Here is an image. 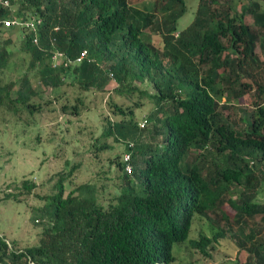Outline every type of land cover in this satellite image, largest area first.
Returning <instances> with one entry per match:
<instances>
[{"label":"trees","instance_id":"trees-1","mask_svg":"<svg viewBox=\"0 0 264 264\" xmlns=\"http://www.w3.org/2000/svg\"><path fill=\"white\" fill-rule=\"evenodd\" d=\"M11 1L17 15L28 11L40 20L36 29L23 28L21 43L38 85L28 72L17 83L0 79V108L33 113L42 110L33 100L42 89L69 83L103 90L114 82L118 95L137 91L153 109L143 126L135 108L115 103L120 118L107 120L95 138L97 153L124 145L111 160L122 180L114 198L103 202L91 181L65 195L82 165L76 163L35 208L39 242L20 248L1 234L0 264H174L176 245L188 242L211 257L222 238L247 254L231 264H264V0H198L183 27L187 0H156L152 10L131 0ZM5 17H12L9 7L0 8ZM12 43H0V70L9 65ZM56 50L75 64L54 67ZM250 94L252 105L234 103ZM65 108L79 113L77 105ZM23 186L37 188L30 179ZM197 217L212 236H193Z\"/></svg>","mask_w":264,"mask_h":264},{"label":"rangeland","instance_id":"rangeland-1","mask_svg":"<svg viewBox=\"0 0 264 264\" xmlns=\"http://www.w3.org/2000/svg\"><path fill=\"white\" fill-rule=\"evenodd\" d=\"M187 1L189 8L180 27L190 23L196 12L198 0ZM155 2L131 0V4L140 8L146 6L151 10ZM262 6L264 9V2ZM241 7V3L233 7V16L241 12ZM148 32L159 42L154 29ZM24 35L20 29L12 34L0 33L1 44L8 37L13 40L8 46L12 51L10 62L0 70V79L17 83L28 72L36 88L37 73L30 69V55L21 49ZM115 86L114 82H110L103 90L85 91L65 83L59 90L42 89L33 97V100L41 103V111L31 113L24 106L17 110L10 106L0 108V235H5L8 241L18 240L20 248L39 242L42 225L35 222V208L43 206V195L55 191L60 174L69 172L76 163L82 165L66 182L65 195L89 181L98 185L99 197L103 202L112 200L118 193L122 183L121 172L111 160L122 154L124 145L115 143L113 150L97 153L94 152L93 143L106 128L107 120L120 118L113 104L135 108L136 120L143 125V118L151 112L153 103L142 99L137 91L118 95L114 91ZM253 100L254 96L250 94L234 103L252 105ZM137 103H141L139 108L136 107ZM74 105L79 108L77 114L65 108ZM108 141L112 142V139ZM66 162H69L68 166ZM28 179L37 184V188L30 193L23 186ZM259 198L264 200V187ZM205 224L197 217L193 225L194 237L200 232L210 236L214 234L215 230ZM209 252L211 257H205L188 242L176 245L174 254L177 260L174 264H231L237 259L245 261L247 255L228 238L215 243Z\"/></svg>","mask_w":264,"mask_h":264},{"label":"built area","instance_id":"built-area-1","mask_svg":"<svg viewBox=\"0 0 264 264\" xmlns=\"http://www.w3.org/2000/svg\"><path fill=\"white\" fill-rule=\"evenodd\" d=\"M3 7H9L10 11L12 12V17H5L3 19H0V27L2 28L19 25L24 27L28 26L31 29H36V24L40 22V20H36L35 18L32 21H27V22L18 21L16 18L17 9L11 0H0V8ZM35 41L37 42L36 39ZM85 55H86V51L82 52L81 57L78 60L80 61ZM60 56L61 53L58 52L53 55L54 63L56 64L59 63Z\"/></svg>","mask_w":264,"mask_h":264},{"label":"clouds","instance_id":"clouds-1","mask_svg":"<svg viewBox=\"0 0 264 264\" xmlns=\"http://www.w3.org/2000/svg\"><path fill=\"white\" fill-rule=\"evenodd\" d=\"M13 3V2H12ZM14 4V3H13ZM15 5V7H16V9L18 8V5L15 3L14 4ZM20 7V6H19ZM16 18H17V20L18 21H22V22H27V21H32L34 18L36 19L37 17L35 16V15H31L30 14V12H28V11H24V13L20 16V15H17V13H16ZM15 26H17V27H15ZM14 27L15 28H17V29H20L22 32L23 31H27V30H25V29H23V28H25L24 26H19V25H15ZM7 28V27H6ZM29 29H31V28H29ZM24 35V34H23ZM35 39L37 40V42H38V39H37V36L34 38V41H35ZM36 42V41H35ZM84 51H86V55L79 61L78 59L81 57V54H82V52H84ZM61 53V56H60V59H59V63L58 64H56V63H54V61H53V55L55 54V53ZM81 52V54H80V56L77 58V61L76 62H81L86 56H87V54H88V51L85 49V50H83ZM53 55H52V65L54 66V67H56V66H59V65H61V64H63L64 62L66 63V64H75V62L73 61V60H71L72 62H70V58H65V56L63 55V53L61 52V51H58V50H56L54 53H53ZM145 125V120L143 121V126ZM128 159H129V156H127L126 157V160L128 161ZM126 170L127 171H129L131 174H132V172H133V167L129 164V165H127L126 166Z\"/></svg>","mask_w":264,"mask_h":264}]
</instances>
